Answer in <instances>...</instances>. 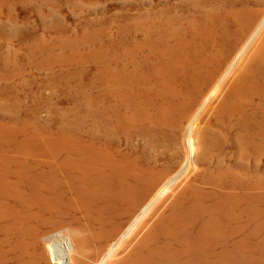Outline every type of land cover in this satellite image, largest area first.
I'll use <instances>...</instances> for the list:
<instances>
[{
	"label": "rangeland",
	"instance_id": "obj_1",
	"mask_svg": "<svg viewBox=\"0 0 264 264\" xmlns=\"http://www.w3.org/2000/svg\"><path fill=\"white\" fill-rule=\"evenodd\" d=\"M260 64L264 0H0V264H54L49 245L63 253L66 238L76 264H98L161 191L159 170L186 158L182 135L141 136L129 100L146 108L143 94L185 80L207 96L228 70L252 79ZM257 152L206 189L210 211L189 230L200 264H264V148ZM194 175L104 264L131 253Z\"/></svg>",
	"mask_w": 264,
	"mask_h": 264
},
{
	"label": "bare ground",
	"instance_id": "obj_2",
	"mask_svg": "<svg viewBox=\"0 0 264 264\" xmlns=\"http://www.w3.org/2000/svg\"><path fill=\"white\" fill-rule=\"evenodd\" d=\"M254 71L253 78L250 79L240 74L241 71L235 70L234 74L230 75L228 70L224 82L216 88L213 87L207 96L205 88L200 89L185 80L186 84L183 86L176 85L170 88L157 85L155 88L158 90L153 95L143 94L141 99L143 98L147 103L146 108L137 98L129 100L126 109L134 114V126L139 127L141 136L157 138L165 134V139L172 138L177 142L182 135L183 139L185 137L186 149L183 154L185 153L186 158L183 160L179 157L173 161L172 169L159 170L161 172L159 175L167 178L166 182H163L161 191H158L159 194L156 193L158 194L155 195L156 198L121 234L118 242L142 230L144 218L152 213L159 200L173 190V186L178 184L177 181L182 176L188 171H194L196 175L193 178H188L189 174L185 176L188 178L186 190L179 192L175 204L159 215L155 223L142 235L141 241L134 246L132 252L113 259L110 264H200L202 257L196 245L198 235H192L189 230L195 222L197 212L210 211L205 205L206 198L210 195L206 189L227 182L225 172L229 168H235L239 158L245 161L247 157L253 156L256 150L257 153L263 152L264 111L259 110L262 103H255L254 98H264V65L260 64ZM226 78H230L227 84ZM108 86L110 87L109 84ZM109 87L107 107L111 108L113 93ZM204 98L207 105L203 107ZM205 108L206 113L210 115L208 119L203 112ZM131 117L132 115L129 119L121 117L123 124L130 121ZM151 125L161 127V133L155 135ZM167 133H170L169 137ZM93 152L96 156V149ZM244 168L246 166H243ZM140 170L142 174L145 173L142 166ZM149 187L150 184L146 189ZM189 188L192 190L188 191ZM140 220L143 222L137 227ZM118 227L119 225L114 228L113 236L118 234ZM66 241L61 246V249L64 248L63 253L54 251L53 247L56 248L54 244L49 245V255L54 264H76V249L73 242L70 238H66ZM118 242L109 249L98 264L106 262L112 251L118 247Z\"/></svg>",
	"mask_w": 264,
	"mask_h": 264
}]
</instances>
